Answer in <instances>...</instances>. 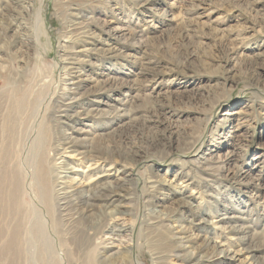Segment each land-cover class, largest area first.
I'll return each instance as SVG.
<instances>
[{"label":"rangeland","instance_id":"obj_1","mask_svg":"<svg viewBox=\"0 0 264 264\" xmlns=\"http://www.w3.org/2000/svg\"><path fill=\"white\" fill-rule=\"evenodd\" d=\"M143 3L15 0L6 7L0 0V123L6 114L15 119L1 134L0 154L9 149V163L20 162L26 177L24 204L36 213L28 229L35 218L45 226L55 248L47 264H112L125 250L135 264H156L155 252L163 256L159 264H217L209 256L221 248L233 257L222 264H264V0ZM84 45L93 51L83 70L100 82L86 83L81 106L99 87L111 96L113 79L122 85L114 97L128 95L112 106L102 98L112 117H92L88 129L99 136L90 149L67 148L65 131L81 123L52 121L64 82L61 54ZM21 96L29 105L18 112ZM36 145L51 168L65 161L75 170L67 180L78 189L114 186V171L121 177L126 167L131 176H123L119 192L129 199L80 206L62 226L32 184ZM149 180H156L152 187ZM5 220L0 206V250L10 233ZM101 223L133 231L97 230ZM80 229L91 235L86 245L71 240ZM24 246L18 264H42L31 231Z\"/></svg>","mask_w":264,"mask_h":264},{"label":"bare ground","instance_id":"obj_2","mask_svg":"<svg viewBox=\"0 0 264 264\" xmlns=\"http://www.w3.org/2000/svg\"><path fill=\"white\" fill-rule=\"evenodd\" d=\"M15 0H6V7L10 4L14 3ZM143 5H148L152 2V0H142ZM70 15L74 18L75 24H79L77 21L78 15L77 13H70ZM30 34V33H29ZM83 38L91 37L90 34H83ZM34 36L31 34L29 35V42L33 41ZM66 41V40H65ZM117 45V44H116ZM71 51H63L61 54V61L60 64L64 70L63 76V87L59 92L58 96L54 99V111L52 115V121L55 126L60 127L70 125L71 122L79 121L81 124L75 128H71V131H65L63 144L70 148L74 145H81L85 144L87 149L92 147V145L97 141V137L99 134L94 133L91 129H88L90 122H92V117L103 118L107 119L112 117L111 112L102 106L104 97H106V89L104 87H99L94 92L93 98L89 99V106L87 107V103H83L84 95L88 94V90L84 91L86 83L90 81V83L100 82L98 80H93L88 76L87 73L84 72V66H88L91 61L89 60V56L93 51V48L89 45L84 46H76L71 47ZM90 61V62H89ZM107 69H103L102 75H108L106 73ZM110 78H106L102 81H105L106 84L109 82ZM112 83H115V87L110 88L113 94L111 96L108 95L106 101L107 105L112 106L111 103L113 102H120L125 103V97L127 98L128 94H125L124 99H120L118 97H114L117 92L122 87L119 84L118 80L113 79L111 80ZM104 82V83H105ZM109 90V91H110ZM88 96V95H87ZM109 100V101H108ZM122 100V101H121ZM13 102V101H12ZM18 112L24 111L28 107L27 99L25 96H21V99L18 101ZM16 104V102H15ZM14 104V105H15ZM35 105V104H33ZM15 107V106H14ZM15 111V110H14ZM228 112V111H227ZM243 112V111H242ZM11 114V113H9ZM19 114V113H18ZM3 115V114H2ZM223 115H229V113H224ZM16 116V115H15ZM119 117V116H118ZM14 117L7 115L4 118L7 120L6 123H0V138L3 132H10L8 130L14 129L15 127L10 126ZM116 118V117H115ZM0 120H3L0 118ZM1 122V121H0ZM13 125V122L12 124ZM64 128V127H63ZM12 137V136H11ZM10 137V138H11ZM13 138V137H12ZM11 138V139H12ZM42 144V143H40ZM39 144V145H40ZM2 142L0 140V151L3 149ZM37 147V152L35 151V155L30 159V164L33 167L34 171H32V179L34 180L32 184L35 187V193L39 200L43 203L44 208L48 211V214L51 216H55V219L60 221L62 226L70 225V223L74 220V212L79 209L80 206L86 207H94V204L97 200L101 198H109L110 203H117V206H120V202L126 198L125 194H121L119 192L121 187H123V176H131V173H128L126 167L121 168L118 170L119 174L123 173L120 177L116 171H114L113 175H117L116 184L114 186L109 185H102L99 188L93 189L92 186H88V188L78 189L75 188L74 185H68V173L75 171L71 170L72 168L67 167V162L61 161L59 165H55L54 167H50L48 165L47 156L41 152L42 148ZM65 148V149H67ZM89 148V149H90ZM61 150V149H60ZM58 150V153L63 156V153ZM128 151V150H127ZM42 153V154H41ZM120 154V153H119ZM60 156V157H62ZM125 156V155H124ZM9 149H5L3 153L0 154V206L1 212L6 218L5 221H9L11 226L9 227L10 233H7V240L4 245L2 246V250H0V261H7L11 264H18L20 260L26 254L25 251V237L27 236V232L31 231L33 233V237L38 242L40 248V259L42 264H47L46 260L54 257L55 255V248L53 241L49 237L47 230L41 220L35 218L32 226L28 229V224L31 223V219L33 216L36 215L35 209H31L30 205L27 206L24 204L23 198L26 197V177L20 167V162H18V166H13L9 163ZM123 158V157H122ZM130 159V158H129ZM209 158H205L208 160ZM4 161L6 165H4ZM106 175V174H105ZM104 175L100 176L103 177ZM120 177V178H119ZM130 179V178H129ZM126 180V179H125ZM130 181V180H129ZM156 180L147 181L146 184H152ZM91 185V184H90ZM78 186V185H77ZM109 203V202H108ZM24 204V208L22 205ZM106 204V203H105ZM180 204V203H179ZM186 204V203H185ZM181 205V204H180ZM192 207V206H191ZM22 208L24 210H22ZM74 211V212H73ZM77 213H79L77 211ZM81 214L77 217H79ZM26 216H28V222H26ZM38 216V215H37ZM52 216V217H53ZM84 216V215H83ZM51 217V218H52ZM229 218H235L237 216L231 215L228 216ZM57 222V223H58ZM152 224V223H151ZM156 224V225H155ZM106 226L104 223H101L97 230H105L115 232L116 234L125 232L130 228L119 226L115 229H108L105 228ZM11 228V230H10ZM31 229V230H30ZM67 229V228H66ZM158 229V223L153 222V226L151 230ZM133 231L132 229H130ZM2 231L3 228L0 227V237L3 235ZM118 232V233H117ZM51 235V234H50ZM5 236V235H4ZM2 240V239H1ZM0 240V241H1ZM75 244L79 245H86L91 240V235L86 233L83 229L77 230L73 235L72 239ZM68 240L65 239L64 242ZM208 243L204 244V247L200 248V252L204 251L208 247ZM251 249V248H250ZM251 253H254L256 250L252 248ZM198 251V253H199ZM66 254V253H65ZM131 250H125L122 253L118 254L115 259L113 260L112 264H135L134 261L131 260ZM231 252L226 250L225 248H221L219 254H212L209 256L213 262L217 264H222L225 262L226 259H232ZM26 256V255H25ZM154 261L156 264L161 263L163 256L155 252L153 253ZM33 258V257H32ZM157 259V261L155 260ZM189 260H195L196 262L202 261L203 257H199L198 255L189 256Z\"/></svg>","mask_w":264,"mask_h":264}]
</instances>
